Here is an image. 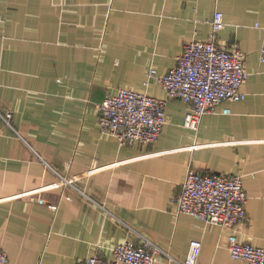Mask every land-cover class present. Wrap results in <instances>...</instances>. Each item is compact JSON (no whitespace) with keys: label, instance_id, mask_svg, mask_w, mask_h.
<instances>
[{"label":"crops","instance_id":"crops-1","mask_svg":"<svg viewBox=\"0 0 264 264\" xmlns=\"http://www.w3.org/2000/svg\"><path fill=\"white\" fill-rule=\"evenodd\" d=\"M237 43L248 72L244 98L183 122L190 106L166 104L154 143L119 146L97 122V104L121 87L165 97L162 74L183 45ZM264 0H0V248L8 264H83L147 240L153 264H179L192 239L199 264H247L227 248L230 230L178 212L188 168L238 173L247 194L241 241L264 247ZM229 108V113L223 109ZM89 169L92 172L87 173ZM76 185L56 184V173ZM43 198L45 203H39ZM93 201H92V200ZM47 204L55 207L51 208Z\"/></svg>","mask_w":264,"mask_h":264},{"label":"built area","instance_id":"built-area-1","mask_svg":"<svg viewBox=\"0 0 264 264\" xmlns=\"http://www.w3.org/2000/svg\"><path fill=\"white\" fill-rule=\"evenodd\" d=\"M210 24L209 36L186 42L176 56L175 64L166 72L160 74L151 67L146 71L144 84L151 80L157 82L166 92L165 97H155L127 87L106 95L96 106L101 131L114 136L119 146L154 143L167 120L165 108L168 100L176 98L189 104L183 124L196 129L202 115L215 112L220 102L244 98L241 87L248 76L245 54L237 43L228 45L217 39L224 25L220 12H215ZM229 111V108L223 109L224 113ZM10 116V112H0V119L7 123ZM92 171L89 169L87 173ZM55 173L57 185L71 187L88 197L76 185L75 176ZM37 200L45 203L43 198ZM246 201L240 174H204L193 168L186 171L181 190L174 198L178 212L190 213L230 230L227 248L233 258L242 259L247 264H264V247L241 241L236 232V225L246 219ZM201 246V240H190L188 251L179 264H199ZM158 252L159 248L147 240L141 244L125 240L112 247V260L93 254L83 264H153ZM0 264H8L7 255L1 248Z\"/></svg>","mask_w":264,"mask_h":264}]
</instances>
